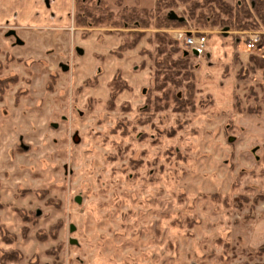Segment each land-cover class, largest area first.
Wrapping results in <instances>:
<instances>
[{"label": "rangeland", "instance_id": "1", "mask_svg": "<svg viewBox=\"0 0 264 264\" xmlns=\"http://www.w3.org/2000/svg\"><path fill=\"white\" fill-rule=\"evenodd\" d=\"M167 1L0 27V264H264V23Z\"/></svg>", "mask_w": 264, "mask_h": 264}, {"label": "trees", "instance_id": "2", "mask_svg": "<svg viewBox=\"0 0 264 264\" xmlns=\"http://www.w3.org/2000/svg\"><path fill=\"white\" fill-rule=\"evenodd\" d=\"M180 3L183 4H188L187 5V9H188V13L189 16L190 14L194 13L196 8H201L202 6H204L205 4L209 3V4H215V11H213V15L215 16V19L218 21L219 23H223L226 22L224 25L225 26H232V27H236L239 29H246V28H253L255 27V22H254V16H256V18H258L260 21H262L264 23V13H263V8H264V0H251L253 1V9H250L245 3L244 0H238L236 2V4L230 5L228 2H226L225 0H178ZM239 2V3H238ZM161 3H164L165 7H169L172 8V6H174L173 1H167V0H154V11H159L160 7H161ZM212 10V9H211ZM218 10V11H216ZM202 13V12H201ZM222 13L224 14V16L226 17V19H224L225 21H221V17L220 15H222ZM135 14L133 11H131V19H134ZM178 17H182V16H178ZM217 17V18H216ZM162 21L165 22L166 25H183L185 24V20L183 21H178V20H174V19H170L168 17V12L163 14L162 17ZM185 51L183 52V58H181L180 60H177L178 64L181 65L182 67L186 68L187 67V56L189 53H185ZM188 72V71H186ZM186 74L187 76V73Z\"/></svg>", "mask_w": 264, "mask_h": 264}, {"label": "crops", "instance_id": "3", "mask_svg": "<svg viewBox=\"0 0 264 264\" xmlns=\"http://www.w3.org/2000/svg\"><path fill=\"white\" fill-rule=\"evenodd\" d=\"M73 0H0V27L9 25L45 24L46 17H65L72 10ZM49 24V23H48ZM10 28L9 31L15 29Z\"/></svg>", "mask_w": 264, "mask_h": 264}, {"label": "built area", "instance_id": "4", "mask_svg": "<svg viewBox=\"0 0 264 264\" xmlns=\"http://www.w3.org/2000/svg\"><path fill=\"white\" fill-rule=\"evenodd\" d=\"M205 36L204 35H194L191 32L188 34L186 33L184 35V43L188 47H190L192 50H196L197 53H202L204 51V46H205ZM259 40L258 35H254L250 37L248 41L245 42V46L248 49L254 48L255 44Z\"/></svg>", "mask_w": 264, "mask_h": 264}, {"label": "water", "instance_id": "5", "mask_svg": "<svg viewBox=\"0 0 264 264\" xmlns=\"http://www.w3.org/2000/svg\"><path fill=\"white\" fill-rule=\"evenodd\" d=\"M168 17L170 19H174V20H178V21H183V17H178L177 14L174 11H172V10L168 12ZM9 34H14V31H9ZM16 42L17 43H21L20 39H18V38L16 39ZM78 52H81V50L78 49ZM193 53L194 54H197V51L196 50H193ZM73 140L75 142H77L78 139H77V136L76 135H74ZM70 228L73 229V226H71Z\"/></svg>", "mask_w": 264, "mask_h": 264}]
</instances>
